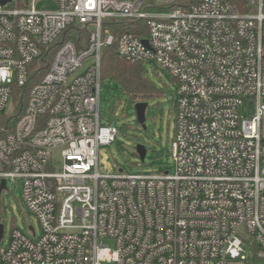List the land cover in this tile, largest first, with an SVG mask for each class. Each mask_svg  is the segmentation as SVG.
<instances>
[{
  "label": "built area",
  "instance_id": "2783aa9c",
  "mask_svg": "<svg viewBox=\"0 0 264 264\" xmlns=\"http://www.w3.org/2000/svg\"><path fill=\"white\" fill-rule=\"evenodd\" d=\"M36 1L0 0V114L64 31L77 24L89 37L57 44L23 114L3 127L0 186L21 182L40 232L14 229L0 264L264 260V0L245 10L229 0ZM109 18L145 25L116 38ZM115 42L122 58L155 61L177 82L173 172L99 170L100 146L118 133L101 114L102 53Z\"/></svg>",
  "mask_w": 264,
  "mask_h": 264
},
{
  "label": "rangeland",
  "instance_id": "374dc122",
  "mask_svg": "<svg viewBox=\"0 0 264 264\" xmlns=\"http://www.w3.org/2000/svg\"><path fill=\"white\" fill-rule=\"evenodd\" d=\"M36 6L55 8L56 0H37ZM146 74L159 89V95L147 100L145 127L137 120L135 100L125 92L119 83L111 78L102 80L101 114L104 123L118 126L116 141L101 145L99 149V170L102 173L154 174L175 170L171 147L176 130L175 95L177 82L159 63L152 61L145 64ZM12 98L0 116L13 113ZM145 146L144 159L137 152V145ZM54 164L60 167V156L56 154ZM21 182L8 180L7 189L0 192V224L5 225V239L0 245L8 243L14 229L33 237L29 225L40 232V223L36 215L29 211L21 199ZM253 264H264L258 260Z\"/></svg>",
  "mask_w": 264,
  "mask_h": 264
},
{
  "label": "trees",
  "instance_id": "16d2710c",
  "mask_svg": "<svg viewBox=\"0 0 264 264\" xmlns=\"http://www.w3.org/2000/svg\"><path fill=\"white\" fill-rule=\"evenodd\" d=\"M240 9L245 10L248 0H229ZM136 24L145 25V21L139 20H118L109 18L105 21V26L110 27L115 37H119L122 32L136 31ZM138 33V32H137ZM89 37V30L81 28L75 24L62 33L59 39L41 58V67L35 70L29 82L23 86H16L12 93L14 111L9 116H0V136L4 135L3 127L9 131L13 129L18 119L23 114L29 99V91L32 86L39 81L45 73L48 63L51 60L56 46L61 41L73 40L79 48H82ZM102 80L111 78L119 83L122 89L130 94L135 100H147L151 96L159 95V89L149 79L146 74L144 62H133L122 58L117 51V43L106 46L102 53L101 63Z\"/></svg>",
  "mask_w": 264,
  "mask_h": 264
},
{
  "label": "water",
  "instance_id": "95a60500",
  "mask_svg": "<svg viewBox=\"0 0 264 264\" xmlns=\"http://www.w3.org/2000/svg\"><path fill=\"white\" fill-rule=\"evenodd\" d=\"M145 42H147V40H145ZM147 107H148V103L146 101H143V100H139L135 104V110L137 113V120L139 123L144 125V127H145V121H146V109H147ZM137 152L140 155V157L142 159H144L146 156L147 150H146L144 145L139 144V145H137ZM120 171H122V169H120ZM4 188H6V180L2 179L1 186H0V192H2V190ZM3 230H4V225L1 224L0 225V236L1 237L3 234Z\"/></svg>",
  "mask_w": 264,
  "mask_h": 264
}]
</instances>
